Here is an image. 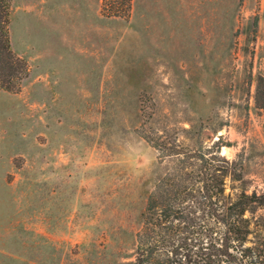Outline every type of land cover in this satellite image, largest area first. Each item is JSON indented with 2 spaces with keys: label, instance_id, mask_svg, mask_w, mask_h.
I'll return each mask as SVG.
<instances>
[{
  "label": "rangeland",
  "instance_id": "obj_1",
  "mask_svg": "<svg viewBox=\"0 0 264 264\" xmlns=\"http://www.w3.org/2000/svg\"><path fill=\"white\" fill-rule=\"evenodd\" d=\"M39 1L13 14L12 48L36 83L46 81L40 38L59 17L45 6L52 18L41 25ZM103 2L110 36L96 40L93 75L55 87L69 101L40 108L51 94L30 77L19 93L0 89V264H133L147 198L171 165L140 130L188 149L230 145L221 155L241 161L248 192L264 191V0H199L158 34L136 19L134 0L123 17Z\"/></svg>",
  "mask_w": 264,
  "mask_h": 264
},
{
  "label": "trees",
  "instance_id": "obj_2",
  "mask_svg": "<svg viewBox=\"0 0 264 264\" xmlns=\"http://www.w3.org/2000/svg\"><path fill=\"white\" fill-rule=\"evenodd\" d=\"M131 1L104 0L103 11L126 16L128 10H120L130 9ZM11 3L0 0V89L19 93L31 68L12 48ZM255 104L264 110L263 76ZM139 132L158 162L170 159L171 165L147 198L133 264H264V217L257 215L264 210V191L248 192L241 161L221 155L230 145L188 149L176 138ZM228 181L241 184L239 193L226 192Z\"/></svg>",
  "mask_w": 264,
  "mask_h": 264
},
{
  "label": "crops",
  "instance_id": "obj_3",
  "mask_svg": "<svg viewBox=\"0 0 264 264\" xmlns=\"http://www.w3.org/2000/svg\"><path fill=\"white\" fill-rule=\"evenodd\" d=\"M102 1L103 0H62V2L61 0L39 1V21H41V25L45 21L50 22L52 12L42 14L44 10L47 12L50 8H52L55 16H59L56 19H60V21L56 20L57 22L51 19L52 22L49 23L47 27V35L43 39L40 38L39 41V45L42 48L39 50V60L41 64L38 68L40 72H43L41 75L46 78V81H38L37 83L31 82L30 80L35 79L33 72H30L29 76L30 85L34 83L35 86H38L39 91L43 88L46 89L47 93L51 94L48 101H41L45 106L43 107V105H40V108H47L49 107L48 104H56L68 100L66 94L65 98H63L64 96L58 97L57 94H60L62 89L57 90V88H55L56 86H72L71 83H69L70 79L77 78L81 75H93V64L91 65V70L88 69V67L89 62H93L94 60L96 40L100 38L104 40L105 33L107 38L110 36L109 30L106 29V32L104 29L105 18L101 14ZM29 3H33V0H30V2L27 0L22 2L14 0L13 2V10L11 11L12 22L10 24L13 46L16 42L15 40L18 38L16 32L18 25L13 21V14L19 9L29 12L30 8L27 9ZM134 3L136 19L139 15H143V19L147 21V26H144V28L150 30L154 34H158L159 29L167 32L170 28L169 24L171 17L172 21L175 18L177 22L178 15L181 17L184 13H189L191 8H194V12H197L199 11L198 9L203 6L199 0H134ZM45 6H49L50 8H44ZM38 27L39 30H42L40 25ZM136 29H139V26ZM141 30H143V26H141ZM136 35L138 34L136 33ZM79 61L87 63V67L85 66L87 68L86 70H84V68L82 69ZM51 62H53V64ZM89 70L91 71L90 74ZM37 79H39L38 76ZM37 91V89L33 88V93ZM41 99L42 98H39V101Z\"/></svg>",
  "mask_w": 264,
  "mask_h": 264
}]
</instances>
